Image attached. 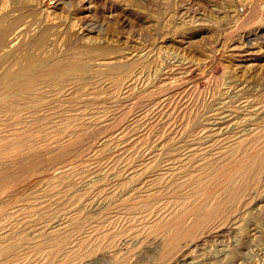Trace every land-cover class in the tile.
Returning <instances> with one entry per match:
<instances>
[{"label":"rangeland","instance_id":"374dc122","mask_svg":"<svg viewBox=\"0 0 264 264\" xmlns=\"http://www.w3.org/2000/svg\"><path fill=\"white\" fill-rule=\"evenodd\" d=\"M40 3L39 8L28 6L15 12L12 31L16 25L37 21L39 10L46 8L55 27L33 24L29 35L24 34L12 51L11 68L19 70L40 60L48 67L81 60L89 68L78 76L39 83L30 95L20 96L12 107L0 110V144L10 139L9 151L22 153L26 159L0 170L4 173H0V182L9 180L7 175H12L10 180L22 178L12 185L0 183V264L154 263L156 240L164 239L173 223L168 221L173 211L180 215V209L190 208L191 192L200 180L217 175L229 178L244 158L247 161L253 153L264 152V0ZM117 64L128 69L114 71ZM3 72L0 69V77ZM77 131L85 136L82 145L78 143L75 152L60 156L58 148L66 146ZM16 138L29 145L15 144ZM29 146L47 150L37 154L32 148L28 152ZM78 162L83 165L73 167ZM218 169L228 176L217 174ZM261 178L258 191L246 200L248 205L243 204L246 209L264 203V175ZM243 205L235 217L247 212ZM217 229L205 230L209 232L202 238L205 245L194 252L185 249L191 256L178 264H264L260 251L264 239L255 240L254 231L249 235L254 239L242 241L248 243L247 250L255 249L253 245L260 249L254 250L253 258L242 259L239 253L238 258L229 255L235 249L233 235H227L231 230ZM94 252L106 256L91 260L88 256Z\"/></svg>","mask_w":264,"mask_h":264},{"label":"bare ground","instance_id":"6f19581e","mask_svg":"<svg viewBox=\"0 0 264 264\" xmlns=\"http://www.w3.org/2000/svg\"><path fill=\"white\" fill-rule=\"evenodd\" d=\"M43 3V2H42ZM40 0H28V1H22V0H18L15 2L12 0H0V69H2V71H4L0 77V89L2 90V95L0 94V110H4L5 108L7 109L8 107H10L12 105V103H15L14 101L17 100L18 97L20 96H24V95H30L31 92H33V88L35 85H39V83L44 84L47 82H55L58 81L60 79H64V76H70V75H77L78 73H81L85 70H88L89 68V64H87L86 62H81L76 60V64H71V65H66L63 64V62L58 63L56 65H54L53 67H48L50 65H46L45 62H43L44 60H40L38 63L33 64L32 62H30V64H26L23 68L20 67L19 70H13L12 67V51H14L15 46L21 41L23 40L22 38L24 37L23 35L28 32H30L32 30V26L33 24H43V26L46 25H51L53 27L55 22H53L50 18L48 13L50 12V10L48 11V9L46 8L45 10H39V16L37 18H35L37 21L34 22V19H31L34 23H30V24H21L17 27V25L14 27V31H12V15L15 14V12H19L21 8H24V10H27L26 7L30 6L34 7V8H39L40 5ZM66 4V3H65ZM26 8V9H25ZM33 9V8H32ZM31 9V10H32ZM254 10V9H253ZM53 11V10H52ZM30 12V11H29ZM17 13V14H19ZM23 13V12H21ZM30 14V13H29ZM28 14V15H29ZM35 14H32V16ZM22 16V15H21ZM25 16V15H24ZM36 16V15H35ZM51 16V15H50ZM30 18V17H29ZM17 19V18H16ZM30 21V22H32ZM61 23V22H59ZM41 26V25H40ZM72 26V25H71ZM17 27V28H16ZM36 27V25H35ZM38 28V26H37ZM48 28V27H47ZM35 29V28H34ZM55 29V28H54ZM59 29V28H58ZM37 31V30H36ZM73 35L77 36L72 30ZM48 35V34H47ZM23 36V37H22ZM26 36V35H25ZM31 37V36H29ZM78 37V36H77ZM87 37V36H86ZM218 37V36H217ZM78 39V38H77ZM80 39L83 42H87V38H84L83 36L80 37ZM27 40V39H26ZM19 41V42H18ZM137 42V41H136ZM21 43V42H20ZM24 44V43H23ZM19 46V45H17ZM21 46V45H20ZM23 46V45H22ZM21 46V47H22ZM24 47V46H23ZM20 49V47L18 48ZM87 51V50H86ZM15 52H17L15 50ZM14 52V53H15ZM49 52V51H48ZM246 53V52H245ZM49 54V53H48ZM25 56V55H24ZM72 56V55H71ZM86 56V55H85ZM158 56V55H157ZM14 57V56H13ZM100 59V58H98ZM14 60V59H13ZM16 60V59H15ZM39 60V59H38ZM78 61V63H77ZM120 61V60H119ZM16 62V61H15ZM75 62V61H74ZM91 63V62H90ZM101 64V63H100ZM108 64V63H107ZM175 64V63H174ZM16 65V64H15ZM99 65V64H97ZM103 65V64H102ZM105 65V64H104ZM128 65V64H127ZM131 65V64H130ZM128 66H126L125 64H117L113 66V70L114 71H119L121 70H127ZM9 68V69H8ZM11 68V70H10ZM111 69V68H110ZM109 69V70H110ZM123 69V70H122ZM171 69V68H170ZM157 70V69H156ZM161 70V69H160ZM126 72V71H125ZM124 72V73H125ZM134 72V71H133ZM166 72V71H165ZM179 72V71H178ZM86 73V72H85ZM88 73V72H87ZM99 73V72H98ZM123 73V72H122ZM130 73V72H129ZM97 74V73H96ZM100 74V73H99ZM104 74V73H103ZM111 74V72H110ZM119 74V73H118ZM80 75V74H79ZM115 75V74H114ZM154 75V74H153ZM109 76V75H108ZM139 77V76H138ZM75 78V77H74ZM125 78V77H124ZM133 79V77L131 76L130 78L127 79V81H131ZM135 79V78H134ZM137 80V79H136ZM241 80V79H240ZM62 82V81H61ZM128 83V82H127ZM93 84V83H92ZM126 85V84H125ZM170 85V84H169ZM237 85V84H236ZM159 86V85H158ZM163 86V85H162ZM175 86V85H174ZM46 87V86H45ZM166 88V87H165ZM168 88V87H167ZM170 88V87H169ZM173 89V88H172ZM161 90V89H160ZM245 91V90H244ZM241 93V92H240ZM44 94V93H43ZM155 94V93H154ZM26 96V97H27ZM89 97V96H88ZM110 98V97H109ZM24 99V98H23ZM104 99V98H103ZM130 99V98H129ZM177 99V98H176ZM251 99V98H250ZM84 100V99H83ZM126 100V99H125ZM95 101V100H94ZM114 101V100H113ZM136 101V100H135ZM80 103V102H79ZM138 103V102H137ZM29 104V103H28ZM81 104V103H80ZM86 104V103H85ZM59 105V104H58ZM90 105V104H89ZM31 106V104H30ZM81 106V105H80ZM93 106V105H92ZM101 106V105H100ZM103 106V105H102ZM12 107V106H11ZM15 107V106H14ZM3 108V109H2ZM52 109V108H51ZM59 109V107H58ZM94 109V108H93ZM255 109V108H254ZM98 110V109H97ZM103 110V109H102ZM101 110V111H102ZM253 110V109H252ZM23 111V110H22ZM99 111V110H98ZM158 111V110H157ZM29 112V111H28ZM72 112V111H71ZM93 112V111H92ZM230 112V111H229ZM258 112V111H257ZM17 113V112H16ZM15 113V114H16ZM95 113V112H94ZM102 114V113H100ZM258 114V113H257ZM31 115V114H30ZM99 115V114H98ZM3 116V115H2ZM6 116V115H5ZM15 116V115H14ZM128 116V115H127ZM20 117V116H19ZM29 117V116H28ZM97 117V116H96ZM231 117V116H230ZM2 118V117H1ZM67 118V117H66ZM72 118V117H71ZM100 118V117H99ZM103 118V117H102ZM219 118V117H218ZM4 119V118H2ZM38 119V118H37ZM41 119V118H40ZM6 120V119H5ZM11 120V119H10ZM16 120V119H15ZM14 120V121H15ZM35 120V119H34ZM63 120V119H62ZM71 120V119H70ZM82 120V119H81ZM89 120V119H88ZM108 120V119H107ZM20 121V120H19ZM85 121V120H84ZM103 121V120H102ZM125 121V120H124ZM143 121V120H142ZM11 122V121H10ZM17 122V121H15ZM25 122V121H24ZM87 122V121H86ZM100 122V121H99ZM68 123V122H67ZM106 123V122H105ZM21 124V123H20ZM73 124V123H72ZM86 124V123H85ZM108 124V123H107ZM149 124V123H148ZM184 124V123H183ZM187 124V123H186ZM35 125V124H34ZM69 125V124H68ZM105 125V124H104ZM178 125V124H177ZM85 126V125H84ZM94 126V125H93ZM110 126V125H109ZM227 126V125H226ZM48 127V126H47ZM143 127V126H142ZM70 128V126H69ZM83 128V127H82ZM86 128V127H85ZM108 128V127H107ZM183 128V127H182ZM13 129V128H12ZM33 129V128H32ZM66 129V128H65ZM208 129V128H206ZM222 129V128H221ZM28 130V129H27ZM53 130V128H52ZM85 130V129H84ZM212 130V129H211ZM15 131V130H14ZM13 131V132H14ZM55 131V130H54ZM248 131V130H247ZM3 132V131H2ZM8 132V131H7ZM23 132V131H22ZM26 132V130H25ZM34 132V131H33ZM53 132V131H52ZM61 132V131H60ZM83 132V131H82ZM261 132V131H260ZM11 133V132H10ZM20 133V132H19ZM62 133V132H61ZM76 133V132H75ZM84 133V132H83ZM37 134V133H36ZM81 134V133H80ZM80 134H78V131L75 135L71 136V140L69 141V143L66 146L59 147V145H57L58 151H60V156L63 157V155L65 156L66 154L70 153L71 151L75 152V148H77L78 143H82L81 139H84V137H80ZM246 134V133H245ZM3 135H5L3 133ZM28 135V134H27ZM62 136V134H61ZM68 136V135H67ZM1 137V135H0ZM35 137V136H34ZM8 138V136H7ZM52 138V137H51ZM59 138V137H58ZM96 138V137H95ZM1 139V138H0ZM26 139V138H25ZM60 139V138H59ZM104 141H106L105 137L101 138ZM245 139V138H244ZM249 139V138H248ZM256 139V138H255ZM28 140V139H27ZM38 140V139H37ZM42 140V138L40 139V141ZM90 140V139H89ZM109 139H107L108 141ZM205 140V139H204ZM203 140V141H204ZM261 140V139H260ZM2 141V140H1ZM0 141V142H1ZM11 140L9 139V141L7 142V140L4 143L0 144V170L1 169H8L7 166H11L12 162H18L24 160L22 158V153H12L9 151V145ZM14 141H16L15 144H22L24 142L23 139L21 138H16V140L14 139ZM32 141V140H31ZM43 141V140H42ZM81 141V142H80ZM87 141V140H86ZM85 141V142H86ZM135 141V140H134ZM252 141V140H251ZM26 142V141H25ZM24 142V144H25ZM28 142V141H27ZM26 142V144H27ZM38 142V141H37ZM48 142V141H47ZM46 142V143H47ZM235 142V141H234ZM36 143V142H35ZM40 143V142H39ZM45 143V142H44ZM43 143V144H44ZM60 143V142H59ZM62 143V142H61ZM108 143V142H107ZM212 143V142H211ZM223 143V142H222ZM241 143V142H240ZM260 143V142H259ZM17 144V145H18ZM23 144V145H24ZM51 144V143H50ZM86 144V143H85ZM146 144V143H145ZM248 144V143H247ZM12 145V144H11ZM14 145V144H13ZM29 145V144H27ZM26 145V147H27ZM37 145V144H36ZM46 145V144H45ZM82 145V144H81ZM89 145V144H88ZM91 145V144H90ZM93 145V144H92ZM100 145V144H99ZM105 145V144H104ZM109 145V144H108ZM188 145V144H187ZM238 145V144H237ZM241 145V144H240ZM32 146V145H31ZM31 146H29L28 148H26V150H30L29 148H32ZM145 146V145H144ZM239 146V145H238ZM24 147V146H23ZM48 147V146H47ZM56 147V146H55ZM56 147V148H57ZM87 147V146H86ZM84 147V148H86ZM163 147V146H162ZM207 147V146H206ZM253 147V146H252ZM251 147V148H252ZM37 148V147H36ZM33 149L30 150L31 152L33 151L34 153H41L42 151L44 152L45 150H47V148L45 147H41L40 149ZM80 147L78 146V149ZM89 148V147H88ZM143 148V147H142ZM83 149V148H82ZM102 149V148H101ZM161 149V148H160ZM164 149V148H163ZM194 149V148H193ZM210 149V148H209ZM230 149V148H229ZM258 149V148H257ZM261 149V148H260ZM11 150V149H10ZM75 150V151H74ZM80 150V149H79ZM159 150V149H158ZM243 150V149H242ZM263 150V149H262ZM18 151V150H17ZM20 151V150H19ZM28 151V152H30ZM56 151V150H55ZM95 151V150H94ZM120 151V150H119ZM165 151V150H164ZM182 151V150H181ZM190 151V149H189ZM202 151V150H201ZM237 151V150H236ZM249 151V150H248ZM259 151V149H258ZM27 152V153H28ZM129 152V151H128ZM186 152V151H185ZM219 152V151H218ZM256 152V151H255ZM39 153V154H40ZM47 153V152H46ZM85 153V152H84ZM119 153V152H118ZM184 153V152H183ZM195 153V152H194ZM212 153V152H211ZM244 153V152H243ZM242 153V154H243ZM29 154V153H28ZM57 154V153H55ZM250 154H252L250 152ZM32 155V154H31ZM52 155V154H51ZM101 155V154H100ZM103 155V154H102ZM114 155V154H113ZM112 155V156H113ZM168 155V154H167ZM247 154H245L246 156ZM33 156V155H32ZM44 156V155H43ZM59 156V154H58ZM68 156V155H66ZM65 156V157H66ZM111 156V155H110ZM166 156V155H165ZM164 156V157H165ZM194 156V155H193ZM205 156V155H204ZM252 156V155H249ZM25 157V156H23ZM31 157V156H30ZM37 157V156H36ZM74 157V156H73ZM79 157V156H78ZM120 157V156H119ZM163 157V156H162ZM201 157V156H200ZM231 157V156H230ZM247 157V156H246ZM22 158V159H21ZM71 158V157H70ZM95 158V157H94ZM220 158V157H219ZM21 159V160H20ZM35 159V158H34ZM39 159V158H38ZM43 159V158H42ZM46 159V158H45ZM78 159V158H77ZM187 159V158H186ZM189 159V158H188ZM187 159V160H188ZM235 159V158H234ZM238 159V158H236ZM240 159V158H239ZM247 158L243 159V163L241 162V164H243L240 168H237L238 170L232 175V176H228L225 175L226 173L223 172L224 176H228L229 178H218V173L220 174L221 171L219 170V172H217V178L213 177V178H206L205 181L203 179V181L199 182V186L196 189H193L191 192V197H190V204L191 206L187 205V207H190L189 209L186 208L187 210L184 211L183 209H180L182 211H179L181 213H179L180 215L177 214V212L173 211V215L171 218H173L175 216L174 213H176L177 217L173 220L171 218H169L170 220L168 221H173V223L171 224V226L169 228H167L166 230V235L164 236V239H159L156 240L157 245L156 246V250L153 253H155L157 256L156 259H152L155 260L154 263H150V264H178L179 262L184 263V260H187L185 258L187 254H185L186 250L191 249L190 252H194L195 250H198L201 246L205 245L204 244V239L202 240V238H204V234L206 233L207 235H209L207 233V231L205 232V230H209V229H219L220 230H224L226 231L227 229L231 230V233H227V235L229 237H233V242H235L233 245L235 247V249L233 250L232 247L230 249H232L233 251L230 250V257H237L239 253L240 256L238 257H252V255L254 256V250L256 251V249L258 248V245H253L256 246L255 249L253 248L252 251L247 250L246 248L248 247V243L246 244L245 241H242L243 239L245 240L246 238H249V235H251V231H254L253 235L255 236V240H263L264 239V203H260L261 205L256 207V203L251 205V207L249 206V209H246L244 207L246 200H250L249 197L251 198L252 195H255V193L258 191L259 189V184L260 181L262 180L261 176L264 175V152L262 153H258L256 152V154L253 153L252 157H249V159L247 161H245ZM26 160V159H25ZM59 160V159H58ZM63 160V158H62ZM67 160V159H66ZM140 160V159H139ZM203 160V159H202ZM216 160V159H214ZM72 161V160H71ZM77 161V160H76ZM79 161V160H78ZM132 161V160H131ZM177 161V160H176ZM198 161V160H196ZM226 161V160H225ZM245 161V163H244ZM39 162V160H38ZM41 162V161H40ZM184 162V161H183ZM190 162V161H189ZM228 162V160H227ZM232 162V161H231ZM28 163V162H27ZM35 163V162H34ZM47 163V162H46ZM49 163V162H48ZM56 163V162H55ZM73 163V162H72ZM90 163V162H89ZM92 163V162H91ZM129 163V162H128ZM145 163V162H144ZM214 163V162H213ZM212 163V164H213ZM220 163V162H219ZM234 163V162H233ZM39 164V163H38ZM50 164V163H49ZM71 164V163H70ZM78 164L83 165L82 163H77L76 166L73 167H77L79 166ZM86 164V163H85ZM126 164V163H125ZM207 164V162H206ZM210 164V165H212ZM25 166V163L23 164ZM43 165V163H42ZM52 165V164H51ZM123 165V164H122ZM121 165V166H122ZM215 165V164H214ZM223 165V164H222ZM140 166V165H139ZM138 166V167H139ZM186 166V165H185ZM207 166V165H206ZM213 166V165H212ZM221 166V165H220ZM58 167V166H57ZM73 167H70L71 169ZM126 167V166H125ZM192 167V166H190ZM194 167V166H193ZM205 167V166H204ZM203 167V168H204ZM208 167V166H207ZM235 167V166H234ZM237 167V166H236ZM239 167V166H238ZM26 168V166H25ZM49 168V167H48ZM60 168V167H58ZM200 168V167H199ZM198 168V169H199ZM213 168V167H212ZM13 169V168H12ZM66 169V167L64 168V170ZM78 169V168H77ZM82 169V168H80ZM165 169V168H164ZM217 169V168H215ZM226 169V168H225ZM236 169V168H235ZM10 170V169H9ZM25 170V169H24ZM28 170V169H27ZM73 170V169H72ZM137 170V169H136ZM181 170V169H180ZM210 170V169H209ZM222 170V169H221ZM8 171V170H7ZM6 171V172H7ZM78 171V170H77ZM114 171V170H113ZM161 171V170H160ZM184 171V170H183ZM224 171V170H223ZM226 171V170H225ZM26 172V171H25ZM56 172V171H54ZM60 172V171H59ZM2 174H4L2 171L0 172ZM8 173V172H7ZM5 173V174H7ZM42 173V172H41ZM64 173V171L62 172ZM69 173V172H68ZM110 173V172H109ZM148 173V172H147ZM9 174V173H8ZM190 174V173H189ZM211 174V172H210ZM222 174V173H221ZM222 174V175H223ZM61 175V174H59ZM66 175V174H65ZM201 175V174H200ZM199 175V176H200ZM212 175V174H211ZM1 176V175H0ZM8 176V177H7ZM6 177L9 178V180H7V178L5 177V175H2V177H5L3 179L7 180V181H3L4 183H8L9 185L12 183L16 184L19 183L20 180H17L16 178L10 180L12 178L9 177V175H7ZM64 176V175H63ZM71 176V175H70ZM191 176V175H190ZM189 176V177H190ZM210 176V175H209ZM223 176V177H224ZM178 177V176H177ZM194 177V176H192ZM233 177H239V178H233ZM26 178V177H25ZM136 178V177H135ZM186 178V177H185ZM184 178V179H185ZM24 179V178H23ZM62 179V176H61ZM67 179V178H66ZM97 179V178H96ZM113 179V178H112ZM148 179V178H147ZM175 179V178H174ZM188 179V178H187ZM184 180V181H187ZM26 180V179H25ZM134 180V179H133ZM190 180V179H189ZM188 180V181H189ZM196 180V179H195ZM195 180L193 179V182H195ZM198 180V179H197ZM264 180V179H263ZM19 181V182H18ZM149 181V180H148ZM160 181V180H159ZM180 181V180H179ZM191 181V180H190ZM2 181L0 182L1 185L3 183ZM22 182V181H21ZM103 182V181H102ZM144 182V181H143ZM165 182V180H164ZM167 182V181H166ZM119 183V182H117ZM122 183V181H121ZM172 183V182H171ZM177 183V182H176ZM187 183V182H186ZM192 183V182H191ZM198 183V182H197ZM22 184V183H21ZM81 184V183H80ZM143 184V183H142ZM164 184V183H163ZM190 184V183H189ZM194 184V183H193ZM6 185V184H4ZM83 185V184H82ZM98 185V184H97ZM125 185V184H124ZM173 185V184H172ZM198 185V184H196ZM26 186V185H25ZM115 186V185H113ZM140 186V185H139ZM162 186V185H161ZM264 186V185H263ZM2 187V186H1ZM8 188V185L6 186ZM5 187V188H6ZM11 187V186H10ZM54 187V186H53ZM58 187V186H57ZM80 187V186H79ZM121 187V186H120ZM166 187V186H165ZM171 187V186H170ZM175 187V186H174ZM179 187V186H178ZM3 188V187H2ZM12 188V187H11ZM24 188V187H23ZM55 188V187H54ZM94 188V187H93ZM115 188V187H114ZM180 188V187H179ZM191 188V186H190ZM189 188V189H190ZM103 189V188H102ZM139 189V188H138ZM161 189V188H160ZM177 189V188H175ZM14 190V189H13ZM26 190V189H25ZM53 189H51L52 191ZM115 190V189H114ZM123 190V189H122ZM173 190V189H172ZM188 190V189H187ZM9 191V190H8ZM178 191V190H177ZM191 191V190H190ZM10 192V191H9ZM16 192V190H15ZM115 192V191H114ZM139 192V191H138ZM158 192V191H157ZM164 192V191H163ZM179 192V191H178ZM177 192V193H178ZM7 193V192H6ZM49 193V192H48ZM52 193V192H51ZM188 193V192H186ZM208 193V194H207ZM114 194V193H113ZM164 194V193H163ZM206 194V195H205ZM221 194V195H220ZM263 194V193H262ZM112 195V194H111ZM139 195V194H138ZM167 195V194H166ZM181 195V194H180ZM183 195V194H182ZM190 195V194H189ZM127 196V194H126ZM142 196V195H141ZM144 196V195H143ZM142 196V197H143ZM146 196V195H145ZM176 195H174V197H176ZM211 198V196H213V198ZM17 197V196H16ZM15 197V198H16ZM114 197V196H113ZM151 197V196H150ZM173 197V198H174ZM178 197V196H177ZM254 197V196H253ZM48 198V197H47ZM56 198V197H55ZM90 198V197H89ZM107 198V197H106ZM257 198V196H256ZM52 199V198H51ZM83 199V198H82ZM124 199V198H123ZM122 199V201H123ZM142 199V198H141ZM182 199V197H181ZM37 200V199H36ZM116 200V199H115ZM130 200V199H129ZM151 200V199H150ZM169 200V199H168ZM180 200V199H179ZM185 200V199H184ZM187 200V199H186ZM209 200V201H208ZM80 201V200H79ZM92 201V200H91ZM111 201V200H109ZM188 201V200H187ZM189 201L187 203H189ZM261 201V199L259 200ZM78 202V201H77ZM93 202V201H92ZM157 202V201H156ZM182 202V201H181ZM262 202H264V197L262 198ZM186 203V204H187ZM183 204V203H182ZM244 204V205H243ZM250 204V203H249ZM106 205V204H105ZM157 205V204H156ZM185 205V204H184ZM243 205V209H246L247 212L244 213L243 217H238V216H234L235 214H237L238 210L241 209V206ZM248 205V204H247ZM183 206V205H182ZM165 207V206H164ZM172 207V206H171ZM169 207V208H171ZM186 207V205H185ZM184 207V208H185ZM35 208V207H34ZM103 208V207H102ZM116 208V207H115ZM137 208V207H136ZM181 208V207H180ZM131 210V209H130ZM242 210V209H241ZM44 211V210H43ZM153 212V211H152ZM183 212V213H182ZM23 213V212H22ZM35 213V212H33ZM27 214V213H26ZM243 214V213H242ZM154 215V214H153ZM148 216V215H147ZM168 216V215H167ZM76 217V216H75ZM170 217V216H169ZM20 218V217H19ZM111 218V217H110ZM34 219V218H33ZM58 219V218H57ZM107 220V219H106ZM165 220V219H164ZM36 221V220H35ZM46 221V220H45ZM52 221V220H51ZM27 222V220L25 221ZM142 222V221H141ZM160 222V221H159ZM19 223V222H18ZM76 223V222H75ZM164 223V222H163ZM166 223V222H165ZM169 223V222H168ZM117 224V223H116ZM121 224V223H120ZM153 224V223H152ZM20 225V224H19ZM155 225H157L155 223ZM164 225V224H163ZM162 225V226H163ZM165 226H169V225H165ZM163 226V227H165ZM252 226V228H251ZM22 227V226H21ZM91 227V226H90ZM104 227V226H103ZM156 227V226H155ZM158 227V226H157ZM104 229V228H103ZM119 229V228H118ZM164 229V228H163ZM162 229V230H163ZM217 229V230H218ZM96 230V229H95ZM142 230V229H141ZM158 230V229H157ZM164 230V231H165ZM213 230V231H214ZM216 230V231H217ZM228 230V231H229ZM151 231V230H150ZM161 231V230H160ZM39 232V231H38ZM114 232V231H113ZM158 232V231H157ZM205 232V233H204ZM212 233V231H210ZM223 232V231H222ZM251 232V233H250ZM121 233V232H120ZM155 233H156V229H155ZM154 233V234H155ZM35 234V233H33ZM87 234V233H86ZM133 234V233H132ZM165 234V232H164ZM231 234V235H230ZM9 235V234H8ZM220 236L222 234H217V236ZM252 235V236H253ZM28 236V235H27ZM83 236V235H82ZM119 236V235H118ZM124 236V235H123ZM134 236V235H133ZM132 236V237H133ZM150 236V235H149ZM158 236V234H157ZM214 236V235H213ZM226 236V234H225ZM224 236V237H225ZM250 237L252 239H254V237ZM105 237V236H104ZM121 237V236H120ZM73 238V237H72ZM129 238V237H128ZM135 238H136V234H135ZM163 238V237H162ZM216 238V237H215ZM228 238V237H225ZM249 238V239H250ZM21 239V238H20ZM95 239V238H94ZM127 239V238H126ZM131 239V238H130ZM143 239V238H142ZM230 239V238H228ZM251 239V240H252ZM12 240V239H11ZM28 240V239H27ZM68 240V239H67ZM113 240V239H112ZM152 240V239H150ZM216 240V239H215ZM231 240V239H230ZM248 240V239H246ZM254 240V241H255ZM146 241V240H145ZM250 241V240H249ZM248 241V242H249ZM253 241V240H252ZM251 241V242H252ZM253 241V242H254ZM24 242V241H23ZM51 242V241H50ZM95 242V241H94ZM109 242V241H107ZM111 242V241H110ZM119 242V241H118ZM133 242V241H132ZM207 242V241H206ZM223 242V241H221ZM231 242V241H230ZM250 242V243H251ZM252 242V244H253ZM257 242V241H256ZM261 242V241H260ZM16 243V242H15ZM217 243V241H216ZM249 243V244H250ZM259 243V242H258ZM263 243V242H262ZM101 244V242H100ZM129 244V243H128ZM138 244V243H137ZM140 244V243H139ZM138 244V245H139ZM212 244V243H211ZM256 244V243H255ZM260 245H262L261 243H259ZM56 245V244H55ZM107 245V244H106ZM110 245V244H109ZM221 245V244H220ZM223 245V244H222ZM232 245V246H233ZM251 245V244H250ZM264 245V244H263ZM17 246V245H16ZM81 246V245H80ZM214 246V244H213ZM217 246V245H216ZM51 247V246H50ZM86 247V246H85ZM95 247V246H94ZM97 247V246H96ZM115 247V246H114ZM153 247V246H152ZM207 247V246H206ZM225 247V246H224ZM260 247V246H259ZM11 248V247H10ZM99 248V246H98ZM103 248V247H102ZM113 248V247H112ZM116 248V247H115ZM227 248V247H226ZM246 249L245 253L242 251H240V249ZM261 248V255L264 257V247H260ZM259 248V249H260ZM56 249V248H55ZM138 249V248H137ZM155 249V248H154ZM186 249V250H185ZM204 249V247L202 248V250ZM257 249V251L259 250ZM92 250V248H91ZM94 250V249H93ZM185 250V251H184ZM201 250V249H200ZM209 250V248H208ZM227 250V249H225ZM10 251V250H9ZM113 251V250H112ZM24 252V251H23ZM89 252V251H88ZM210 252V251H208ZM229 252V251H228ZM203 253V252H202ZM227 253V252H226ZM260 253V252H259ZM258 253V254H259ZM89 254V253H88ZM91 254V253H90ZM154 254V255H155ZM190 254V253H189ZM188 254V255H189ZM215 254V253H214ZM228 254V253H227ZM257 254V253H255ZM6 255V254H5ZM135 255V254H134ZM153 255V254H152ZM187 255V256H188ZM193 255V254H192ZM260 255V257H262ZM106 256L105 252H94L92 253L90 256L91 260H97L99 258H102ZM112 256V255H111ZM115 256V255H114ZM119 256V255H118ZM117 256V257H118ZM123 256V255H122ZM137 256V254H136ZM191 256V255H189ZM259 256V255H258ZM116 257V258H117ZM229 257V256H228ZM237 257V258H238ZM242 257V259H243ZM82 258V257H81ZM86 258V257H85ZM115 258V260H116ZM198 258V257H197ZM225 258V257H224ZM253 258V257H252ZM251 258V260H252ZM84 259V258H83ZM119 259V258H118ZM146 259V258H145ZM206 259V258H205ZM228 259V258H227ZM125 260V259H124ZM137 260V259H136ZM203 260V259H202ZM223 260V259H222ZM234 260V259H233ZM249 260V261H251ZM254 260V259H253ZM264 260V259H263ZM100 261V260H99ZM130 261V260H129ZM149 261V260H148ZM226 261V260H225ZM86 262V261H85ZM101 262V261H100ZM104 262V261H103ZM117 262V261H116ZM120 262V261H119ZM122 262V261H121ZM131 262V261H130ZM145 262V261H144ZM144 262L142 264H144ZM150 262V261H149ZM195 262V261H194ZM197 262V261H196ZM212 262V261H211ZM240 262V261H239ZM89 263V262H88ZM134 263V261H133ZM138 263V262H137ZM140 263V262H139ZM147 263V262H145ZM190 263V262H189ZM215 263V262H214ZM262 263V262H261ZM112 264V263H111ZM124 264V263H123ZM141 264V263H140ZM192 264V263H191ZM233 264V262H232ZM242 264V263H240ZM245 264V262H244ZM247 264V263H246Z\"/></svg>","mask_w":264,"mask_h":264}]
</instances>
